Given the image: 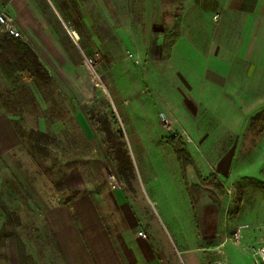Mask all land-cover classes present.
Listing matches in <instances>:
<instances>
[{
    "label": "rangeland",
    "instance_id": "rangeland-1",
    "mask_svg": "<svg viewBox=\"0 0 264 264\" xmlns=\"http://www.w3.org/2000/svg\"><path fill=\"white\" fill-rule=\"evenodd\" d=\"M145 6L146 0H0V14L13 17L8 9L14 14L27 9L36 18L33 27L16 26L18 38L34 49L53 77L51 88L20 78L25 88L17 92L0 72V104H9L4 113L24 135H18L19 143L9 154L0 155V264H61L44 210L70 201L82 188L98 193L119 188L132 198L155 201L146 211L148 218L156 217L174 248L178 239L167 217L178 216V225L188 229V216L194 234L199 230L197 200L217 202L223 227L235 242L244 244L242 236L264 233V188L259 184L264 182V108L248 119L244 141L239 134L251 171L239 179L217 172L213 158L220 156L202 155L186 127L162 111L166 103H191L186 95L192 92H178L189 83L178 77L175 81L173 71L160 74L149 66L150 58L170 52L163 35L176 18L192 30V0H153L151 33L145 26ZM216 14L199 17L202 26L215 29ZM4 32L0 25V35ZM207 109L209 130L215 132L209 135L221 139V125L215 123L222 108ZM105 124L115 139L121 137L129 154L130 182L107 156ZM174 134L191 160L193 151L208 172L192 165L183 170L167 143ZM214 176L222 189L201 183Z\"/></svg>",
    "mask_w": 264,
    "mask_h": 264
},
{
    "label": "crops",
    "instance_id": "crops-1",
    "mask_svg": "<svg viewBox=\"0 0 264 264\" xmlns=\"http://www.w3.org/2000/svg\"><path fill=\"white\" fill-rule=\"evenodd\" d=\"M8 10L17 27L35 26L36 18L27 14L29 10H18V14ZM144 11L145 26L151 33L153 0H146ZM207 13L219 14L213 30L199 21ZM164 37L165 33L163 42ZM149 61L153 62L149 66H155L152 72L173 71L175 81L178 77L184 84L189 83L178 92L183 96L192 92L186 95L192 104L186 100L187 104L166 103L162 111L176 125L186 127L184 130L192 135L190 140L199 143L202 155L220 156L213 158L217 172H229L239 179L251 171L241 151L244 142L239 145L238 141L239 134H243V141L246 139L244 126L248 119H255L264 108V0H192V30L187 31L181 23L180 37L167 56ZM210 106L222 108L220 121L215 123L221 125V139L209 135L215 133L213 128L209 130L211 123L208 125ZM18 143L14 125L0 104V155L9 154ZM192 158V167L201 166L208 172L193 151ZM81 190L70 201L44 210L61 264H255L254 252L264 245V233L242 236L244 244L231 240L217 202L197 200L196 219L200 224L194 234L188 216L184 218L188 219V229L178 225V216L167 217L178 239L174 248L156 217L150 214L151 220L148 218L146 211L155 201L132 198L119 188L102 193L90 188Z\"/></svg>",
    "mask_w": 264,
    "mask_h": 264
},
{
    "label": "trees",
    "instance_id": "trees-1",
    "mask_svg": "<svg viewBox=\"0 0 264 264\" xmlns=\"http://www.w3.org/2000/svg\"><path fill=\"white\" fill-rule=\"evenodd\" d=\"M179 37L180 19L176 18L172 30L167 32L164 37V48L167 52L171 50ZM0 72L17 92L25 88L19 85L20 78L27 82H33L40 88L53 86V77L50 71L44 66L34 49L20 38L11 36L6 32L0 35ZM2 108L5 111L9 110V104L4 102ZM13 124L18 135L23 138V132L20 131L17 123L13 121ZM103 130L107 136L105 150L108 158L115 163L118 172L125 177L126 181L130 182L129 178L133 171V165L126 148L119 141L121 137L115 139L107 124ZM176 138L171 135L167 143L173 148L183 170H185L187 166L193 165V159L191 160L186 147L181 144V140ZM201 183L211 188H223L215 176ZM259 184L264 188V182H259Z\"/></svg>",
    "mask_w": 264,
    "mask_h": 264
},
{
    "label": "built area",
    "instance_id": "built-area-1",
    "mask_svg": "<svg viewBox=\"0 0 264 264\" xmlns=\"http://www.w3.org/2000/svg\"><path fill=\"white\" fill-rule=\"evenodd\" d=\"M215 18L217 19V17ZM0 25L3 27L4 31L7 34L15 37L19 36L13 17L8 16L6 14H0ZM161 116L164 123L169 125V122L166 121L165 116L164 115ZM174 136H176V134H174ZM138 235L140 237L146 238V235L143 232H139ZM254 256H255V264H264V245L255 250Z\"/></svg>",
    "mask_w": 264,
    "mask_h": 264
},
{
    "label": "water",
    "instance_id": "water-1",
    "mask_svg": "<svg viewBox=\"0 0 264 264\" xmlns=\"http://www.w3.org/2000/svg\"><path fill=\"white\" fill-rule=\"evenodd\" d=\"M170 133L172 134L173 132H172V131H170Z\"/></svg>",
    "mask_w": 264,
    "mask_h": 264
}]
</instances>
